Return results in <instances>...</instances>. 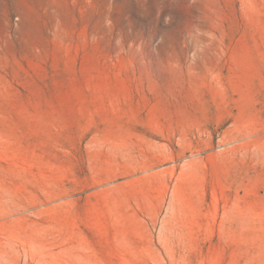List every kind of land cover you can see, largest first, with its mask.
Returning a JSON list of instances; mask_svg holds the SVG:
<instances>
[{"label": "rangeland", "instance_id": "374dc122", "mask_svg": "<svg viewBox=\"0 0 264 264\" xmlns=\"http://www.w3.org/2000/svg\"><path fill=\"white\" fill-rule=\"evenodd\" d=\"M0 264H264V0H0Z\"/></svg>", "mask_w": 264, "mask_h": 264}]
</instances>
